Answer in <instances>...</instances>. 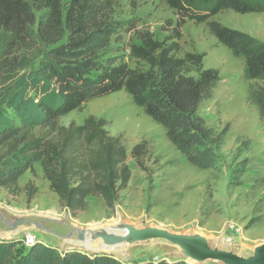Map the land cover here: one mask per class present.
<instances>
[{
    "label": "trees",
    "instance_id": "1",
    "mask_svg": "<svg viewBox=\"0 0 264 264\" xmlns=\"http://www.w3.org/2000/svg\"><path fill=\"white\" fill-rule=\"evenodd\" d=\"M164 1L175 17L162 26L165 35L136 30L129 60L115 61L104 55L115 30L110 0H0V188L16 194L19 177L39 164L71 215L84 211L92 196L112 207L130 178L120 138L109 134L102 118L89 115L67 126L60 118L117 91L163 128L189 164L214 168L227 127L207 125L199 107L212 96L219 72L203 67L204 53L182 49L188 21L205 23L243 61L246 99L264 126V42L212 20L224 10L264 13V0ZM147 151L141 141L131 155L141 164ZM0 264L124 263L106 254L61 257L46 246L23 255L16 242L0 241Z\"/></svg>",
    "mask_w": 264,
    "mask_h": 264
},
{
    "label": "rangeland",
    "instance_id": "2",
    "mask_svg": "<svg viewBox=\"0 0 264 264\" xmlns=\"http://www.w3.org/2000/svg\"><path fill=\"white\" fill-rule=\"evenodd\" d=\"M110 3L115 30L104 55L115 61L129 60L127 45L138 43L136 30L150 31L160 39L165 35L162 26L175 19L164 0H110ZM212 20L264 42V13L224 10ZM182 31V49L204 53L203 67L219 72L212 96L199 107L207 125L217 131L227 127L215 167L199 169L189 164L166 139L163 128L134 105L124 91H117L91 99L80 110L60 118L64 126L71 122L82 124L89 115L102 118L109 134L120 138L130 178L127 186L119 191L115 204L107 207L100 197L92 196L87 198L84 211L71 215L59 204L39 164H35L33 172L26 171L19 177L20 191L16 194L0 188V217L45 215L79 228L121 220L182 235L203 233L220 240L229 250L242 247L245 250L264 242V126L256 108L246 99L248 82L244 78L243 61L219 44L205 23L188 21ZM141 141H145L148 151L138 164L131 149ZM29 192L33 195L27 200ZM60 229L68 227L62 224ZM29 231L36 238L25 244L22 239ZM29 231L18 232L14 240L0 237V241L16 242L23 255L39 246L50 247L61 257L74 252L90 257L102 254L64 251L56 237L38 229ZM123 253L115 258L124 264L187 263L175 247L163 242L137 243L125 247Z\"/></svg>",
    "mask_w": 264,
    "mask_h": 264
},
{
    "label": "water",
    "instance_id": "3",
    "mask_svg": "<svg viewBox=\"0 0 264 264\" xmlns=\"http://www.w3.org/2000/svg\"><path fill=\"white\" fill-rule=\"evenodd\" d=\"M0 222L2 223L0 224V237L4 238L5 240H14L13 238H15L16 234L20 231L38 229L50 236L56 237L58 239L59 247L65 240L72 239L83 242L86 240V238H90V240H92L94 243L97 242L96 245L109 247L121 244L123 242L126 243V247L137 243L152 244L156 242H163L171 248L175 247L177 253H179L180 256L183 252H187L193 255L202 256L203 258L207 257L208 259H205L220 264H264V259L254 261V259H252L248 253L249 249L243 250L245 247H242L241 250H229L226 247H223L224 245L220 240V242L216 241L212 237L206 235V241L199 234H197L198 232L182 235L169 232L166 229L156 226L141 227L137 225H131L130 223H125L120 220L121 224L128 226L136 233L133 235V232L131 235L123 237L120 234L113 233L108 228L107 223L93 228H79L68 224L65 221L60 222L58 219L45 215H16L12 216L11 218L1 216ZM50 224L55 226L54 228L56 230L51 229L52 227ZM62 224L66 225L68 229H60V225ZM13 231L16 233L11 238L6 239V237H4L6 233ZM253 247H259L263 250L264 242L250 248ZM102 254L107 253L102 252Z\"/></svg>",
    "mask_w": 264,
    "mask_h": 264
},
{
    "label": "bare ground",
    "instance_id": "4",
    "mask_svg": "<svg viewBox=\"0 0 264 264\" xmlns=\"http://www.w3.org/2000/svg\"><path fill=\"white\" fill-rule=\"evenodd\" d=\"M107 226L113 233L120 234L123 237L129 236L133 232H134L133 235L136 234L135 231L131 230V228H129L128 226L121 224L119 221H113V222L110 221L107 223ZM15 231L6 233L4 237H6V239L11 238L16 233ZM197 234H199L203 239L207 241V238L203 233H197ZM96 244L97 242L94 243L92 240H90V238H86V240L83 242L68 239V240H65L63 243H61L60 248H62L63 250L73 249L76 251H83V252H90V253H94V252L102 253L103 252V253H107V254H110L118 258V257H121L122 254H124L123 253L124 248L126 247L125 242L112 246V247L99 246ZM253 248H249L248 250L250 257L254 259V261L263 260L264 259V249L262 250V248H259V247L255 249ZM180 257H182V259H185L193 264H205L206 262H209V260H207L208 259L207 257H205L207 258L205 259L202 256L193 255L187 252H183Z\"/></svg>",
    "mask_w": 264,
    "mask_h": 264
},
{
    "label": "built area",
    "instance_id": "5",
    "mask_svg": "<svg viewBox=\"0 0 264 264\" xmlns=\"http://www.w3.org/2000/svg\"><path fill=\"white\" fill-rule=\"evenodd\" d=\"M36 238V235L32 234L31 232L27 233L25 235V238L24 240L22 239V241L25 243V244H30L33 242V240H35Z\"/></svg>",
    "mask_w": 264,
    "mask_h": 264
}]
</instances>
